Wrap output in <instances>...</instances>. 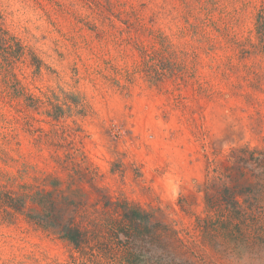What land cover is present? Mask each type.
<instances>
[{"label":"rangeland","instance_id":"374dc122","mask_svg":"<svg viewBox=\"0 0 264 264\" xmlns=\"http://www.w3.org/2000/svg\"><path fill=\"white\" fill-rule=\"evenodd\" d=\"M261 11L264 0H0V185H56L91 211L108 191L191 231L213 170L233 148L264 149ZM73 255L0 213V264Z\"/></svg>","mask_w":264,"mask_h":264},{"label":"trees","instance_id":"16d2710c","mask_svg":"<svg viewBox=\"0 0 264 264\" xmlns=\"http://www.w3.org/2000/svg\"><path fill=\"white\" fill-rule=\"evenodd\" d=\"M257 36L264 48V11ZM29 189L0 185V213L69 242L74 264H264V149L233 148L213 170L202 189L204 215L191 231L168 222L161 209L108 191L99 192L104 206L91 211L78 192Z\"/></svg>","mask_w":264,"mask_h":264}]
</instances>
